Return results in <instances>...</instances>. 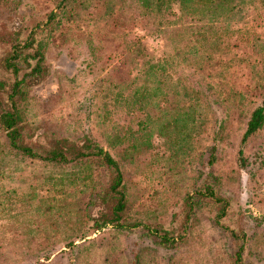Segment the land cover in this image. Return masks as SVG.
I'll list each match as a JSON object with an SVG mask.
<instances>
[{
	"label": "rangeland",
	"instance_id": "1",
	"mask_svg": "<svg viewBox=\"0 0 264 264\" xmlns=\"http://www.w3.org/2000/svg\"><path fill=\"white\" fill-rule=\"evenodd\" d=\"M30 33L46 71L22 85V143L40 151L89 134L119 164L124 217L171 230L210 172L228 196L229 229L208 198L172 248L137 228H89L88 201L108 167L23 154L0 123V264H135V251L138 264H240L239 242L243 264H264V124L243 144L248 166L237 162L264 96V0H0L1 106L13 81L2 61ZM41 201L63 205L59 221L46 220Z\"/></svg>",
	"mask_w": 264,
	"mask_h": 264
},
{
	"label": "trees",
	"instance_id": "2",
	"mask_svg": "<svg viewBox=\"0 0 264 264\" xmlns=\"http://www.w3.org/2000/svg\"><path fill=\"white\" fill-rule=\"evenodd\" d=\"M33 42L31 33L28 38L26 37L24 40H19V38L12 39L11 48L2 61L1 66L12 73L13 81L9 84V88H7L6 91L8 101L4 106L0 105V123L5 128L10 145L19 149L23 154L62 164H67L66 162L97 159L101 160V162L108 167L106 168L109 170L107 181L99 191L94 192L90 196V200L88 201V214L91 220L88 225L89 228L98 230L107 224H113L117 227L127 228L128 230L137 228L141 231L140 234L146 237L147 244L153 246L157 245L165 249L172 248L184 236V232L195 218L198 207H200L203 202H207L205 198H208L210 200H216L219 203V207L217 206V213L214 215L215 221L220 224L225 231H228L229 227L220 223V218L226 214L228 209V196L217 194L218 189L213 179L210 180L212 176L210 172L192 193L186 195L183 201L182 214L179 219L178 227L171 230L161 225H154L147 222L142 223L140 220H129L124 217L126 192L119 164L112 154L98 144L89 134H84L82 138L79 139V142L68 141L66 138H59L54 141L50 148L40 151L35 150L30 144L22 143L21 127L19 125L21 115L18 109V100L23 98L25 93L22 89V85H25V83L29 84L31 81H37L41 77L43 78L45 74L44 71H46L45 65H43L41 61L43 54L37 52V49L33 47ZM26 48L33 49V51L31 53H24L23 63H20L21 51ZM0 85H2L1 82ZM169 123L168 121L165 125ZM263 124L264 96L261 103L251 111L244 132L240 138L237 150V162L239 167L244 168L250 163L244 155L243 144L248 137ZM165 125L161 123L162 128H164ZM215 159L216 146L213 145L208 155V164H212ZM71 177L72 178H68V181L73 188L81 179L75 175ZM61 192L63 191L61 190ZM50 200L51 198H47L43 201L46 202ZM39 207H43L42 211L46 216V220H53V222L60 220L58 214L63 210V205L54 209L55 206L51 202L44 205L41 201ZM53 209L55 211H53ZM70 209V207L67 209L68 212L71 211ZM174 216L176 217V214ZM44 231L46 236L51 232L50 229H45ZM231 233L234 235L233 230ZM73 244L74 240L72 239H69L65 243L66 246H72ZM237 245L238 247L235 248L234 260L236 263L243 264V244L239 242ZM48 254L49 253H45L43 255L47 258ZM134 257V263L138 264L139 251H135Z\"/></svg>",
	"mask_w": 264,
	"mask_h": 264
}]
</instances>
